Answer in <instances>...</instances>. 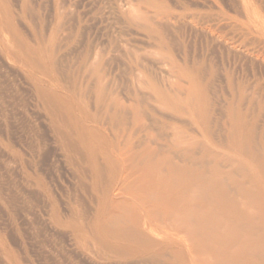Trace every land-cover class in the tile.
Wrapping results in <instances>:
<instances>
[{
  "label": "rangeland",
  "instance_id": "1",
  "mask_svg": "<svg viewBox=\"0 0 264 264\" xmlns=\"http://www.w3.org/2000/svg\"><path fill=\"white\" fill-rule=\"evenodd\" d=\"M131 129L157 143L182 130L201 158L225 157L220 171L252 168L230 143L264 142V0H0V264H167L98 233L111 179L91 162L105 169L108 141ZM142 180L130 196L161 178Z\"/></svg>",
  "mask_w": 264,
  "mask_h": 264
},
{
  "label": "bare ground",
  "instance_id": "2",
  "mask_svg": "<svg viewBox=\"0 0 264 264\" xmlns=\"http://www.w3.org/2000/svg\"><path fill=\"white\" fill-rule=\"evenodd\" d=\"M193 119L201 133V118ZM246 126L244 116L235 118V128ZM237 133L230 144L252 168L231 164L222 172L225 157L208 150L201 158V138L185 131L161 137L164 143H157L153 134L141 141L133 129L118 132L103 152L105 169L96 159L91 162L97 181L111 179L100 200L99 235L125 241L123 256H150L167 264H264V208L259 207L264 201V142L259 148L251 136ZM210 155L220 161L213 167L207 160ZM156 174L161 181L155 192L129 195L130 187L139 190L143 177ZM230 184L238 188L237 193ZM115 191L129 197L117 200ZM127 214L156 225L150 232L161 240L145 231L136 234L125 220ZM115 226L119 230L110 229ZM141 241L148 246L133 248Z\"/></svg>",
  "mask_w": 264,
  "mask_h": 264
}]
</instances>
